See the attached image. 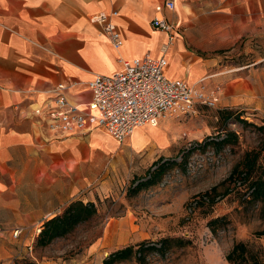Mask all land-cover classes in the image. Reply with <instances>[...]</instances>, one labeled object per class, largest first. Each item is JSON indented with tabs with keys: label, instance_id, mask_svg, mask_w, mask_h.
Listing matches in <instances>:
<instances>
[{
	"label": "crops",
	"instance_id": "0c3cea01",
	"mask_svg": "<svg viewBox=\"0 0 264 264\" xmlns=\"http://www.w3.org/2000/svg\"><path fill=\"white\" fill-rule=\"evenodd\" d=\"M163 2L0 0V235L13 236L16 230L29 235L73 201L94 203L113 195L124 178L148 169L174 145L168 118L156 127L135 129L122 142L102 128L48 139L35 123L34 109L50 104L59 84L70 103L84 104L95 75H109L123 61L145 54L164 55L166 77L189 85L202 81L217 110L249 112L264 120V55L255 50L264 33L256 34V19L249 22L253 6L237 10L211 0H180L179 7L174 0V10L161 14L174 26L175 38L169 42L168 34L153 26L155 7ZM112 12L122 36L119 47L90 20ZM243 36L253 56L240 62L233 45ZM122 222L115 234L104 228L101 248L111 253L123 247L116 245L125 244L117 241L119 233L124 238L129 232Z\"/></svg>",
	"mask_w": 264,
	"mask_h": 264
},
{
	"label": "rangeland",
	"instance_id": "374dc122",
	"mask_svg": "<svg viewBox=\"0 0 264 264\" xmlns=\"http://www.w3.org/2000/svg\"><path fill=\"white\" fill-rule=\"evenodd\" d=\"M212 1L237 10L253 6L249 22L256 19V34L264 33V0ZM246 39L233 45L240 62L253 56L246 52ZM261 42L255 44L259 57L264 55ZM191 86L209 98L201 92L202 81ZM231 111L232 118L225 122L221 110L195 98L191 114L168 118L174 145L148 169L124 178L113 195L95 199L93 217L47 246L37 244L45 221L29 235L22 236L20 230L16 236L0 235V256L8 254L0 264H103L111 253L127 247L134 252L140 244V257L131 253L113 264H264V236L256 234L264 231V197L256 200L250 195L256 181L264 182V120ZM236 113L245 123L235 120ZM226 136L228 142L220 143ZM138 182L145 183L141 189L135 188ZM120 221L129 232L124 238L119 233L117 241L124 239L125 244H116L123 247L110 253L111 248L100 247L103 230L109 227L117 233ZM235 243H242L246 251L230 263L226 256Z\"/></svg>",
	"mask_w": 264,
	"mask_h": 264
},
{
	"label": "built area",
	"instance_id": "2783aa9c",
	"mask_svg": "<svg viewBox=\"0 0 264 264\" xmlns=\"http://www.w3.org/2000/svg\"><path fill=\"white\" fill-rule=\"evenodd\" d=\"M174 8V0H164L155 7L158 16L153 20L154 28L166 32L169 42L175 38L174 26L161 14ZM116 14L99 13L90 20L101 27L114 47H119L122 36L111 21ZM167 66L164 55L145 54L125 60L119 70L109 75H95L88 82L90 99L84 104L70 103L60 92L65 86L59 84L52 102L34 109L35 123L46 130L48 139H62L74 133L85 134L102 128L116 141L122 142L139 127L157 126L163 118L191 114L195 98L204 105H214L215 98L196 92L181 79L166 77ZM201 92H205V86ZM17 233L14 231V236Z\"/></svg>",
	"mask_w": 264,
	"mask_h": 264
},
{
	"label": "trees",
	"instance_id": "16d2710c",
	"mask_svg": "<svg viewBox=\"0 0 264 264\" xmlns=\"http://www.w3.org/2000/svg\"><path fill=\"white\" fill-rule=\"evenodd\" d=\"M220 114H225L224 121H228L232 118V111L231 110H221ZM236 116V117H235ZM235 120L245 123L242 119H240L239 114H235ZM264 130V128H262ZM228 136L223 138L220 143H227ZM251 165L249 166V168ZM158 175H162L163 171H158ZM234 172V171H233ZM232 172V173H233ZM150 180L152 179V174H150ZM152 183V181H146ZM145 183L138 182L135 185V188H140ZM152 184H155L153 181ZM214 190V189H213ZM251 197L255 198L256 200L264 197V182L256 181L252 187ZM96 214V207L92 202L83 203L80 200H76L71 202L61 214L52 217L51 219L45 221L42 225V228L37 237V244L40 246H47L53 242V240L57 238L65 237L69 234L78 224L87 221L91 217ZM258 236H264V231H259L256 233ZM141 244L138 245L136 250L133 252L132 247H127L121 250H117L109 255L104 261L103 264H113L114 262L125 260L131 253L139 254V257L142 255V248ZM246 251L245 246L242 243H235L232 247L231 251L227 254L226 260L228 262H232L234 257L243 255Z\"/></svg>",
	"mask_w": 264,
	"mask_h": 264
},
{
	"label": "bare ground",
	"instance_id": "6f19581e",
	"mask_svg": "<svg viewBox=\"0 0 264 264\" xmlns=\"http://www.w3.org/2000/svg\"><path fill=\"white\" fill-rule=\"evenodd\" d=\"M188 69V68H187ZM188 74V73H187ZM190 82H191V80H190ZM151 127H156V126H151Z\"/></svg>",
	"mask_w": 264,
	"mask_h": 264
}]
</instances>
